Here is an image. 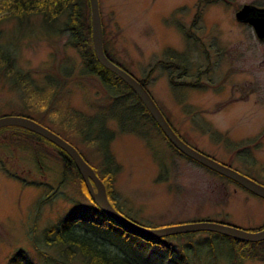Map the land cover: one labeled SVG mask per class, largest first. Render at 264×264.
<instances>
[{
    "label": "rangeland",
    "instance_id": "1",
    "mask_svg": "<svg viewBox=\"0 0 264 264\" xmlns=\"http://www.w3.org/2000/svg\"><path fill=\"white\" fill-rule=\"evenodd\" d=\"M243 3L264 6V0H99V7L105 47L129 72L145 78L178 134L264 184V38L251 24L235 18ZM26 23L0 15V45L12 61L10 69L0 64V115L24 113L41 120L99 169H104L100 162L106 156L101 145L109 140L119 165L112 198L118 209L144 224L211 219L254 229L264 223L263 197L181 154L155 127L149 132L140 129L146 139L137 131L120 130L116 117H108L105 126L102 115L107 108L121 121L133 110L112 96L97 75L83 73L66 31L46 30L40 15ZM169 49L185 55V71L160 62ZM171 76L184 84L171 83ZM25 77L32 82L25 83ZM64 93L68 96L62 103ZM75 114L99 115L90 133ZM10 131L0 134L1 142L8 141L2 135ZM48 159L56 168L58 159ZM34 167L26 149L13 142L0 145V264L21 249L36 264L46 263L44 254L55 252L43 241L42 231L76 210L71 198L88 201L75 177L48 198L47 188L57 186L59 169ZM10 170L41 184H24L10 176ZM210 231L190 236L194 251L203 254L198 261L212 264L211 259L218 258L215 264H230L226 256L231 242L221 232ZM127 242L157 253L136 239ZM255 254L239 264H264ZM47 263L54 262L48 258Z\"/></svg>",
    "mask_w": 264,
    "mask_h": 264
},
{
    "label": "trees",
    "instance_id": "2",
    "mask_svg": "<svg viewBox=\"0 0 264 264\" xmlns=\"http://www.w3.org/2000/svg\"><path fill=\"white\" fill-rule=\"evenodd\" d=\"M0 15L14 17L21 24L29 22L32 15H40L42 24L46 30H57L59 27L67 32V42L77 50L82 60L81 69L83 73L97 75L112 91V96L116 99L119 98L121 104L129 106L133 110L121 121V118L119 119L117 115L111 113L109 110L110 108H107V113L102 115L104 116L103 121L105 126L106 119L112 116L119 120L120 130L124 128L137 131L141 133V136L146 137V139L148 138L147 133L140 131L141 128L149 132L155 127L163 134L144 103L131 87L120 76L97 60L92 45L89 0H0ZM104 49L106 54L113 61L127 69L124 64L114 59L105 45ZM166 54L167 59L160 60L164 67L168 68L170 65H174L180 67L182 71L186 70L187 64L184 54L171 51L170 49ZM9 55L10 54L0 45V64H4L10 69L12 61L11 55ZM182 71L180 73H182ZM139 80L146 86L145 78H139ZM30 81L28 77H25V83H30ZM171 83L176 85L184 84L182 81L173 79V76H171ZM58 85L59 83L56 81L53 83L54 87ZM67 96V93L61 96L62 103L64 101L63 99L67 98ZM57 99L59 100V98ZM111 104L112 102H110V105ZM75 116H77L79 120L81 119L80 121L84 123V128H87L85 131L89 133L91 132L90 128L97 121V117H99V115H97V117H84V115L81 114H75ZM34 119L43 123L37 118ZM125 124L126 126H124ZM46 126L59 133V131L55 130L52 126ZM7 129H11V131L8 135L3 134L2 137H5L8 141H0V145L13 142L19 148L26 149L30 152L33 165L35 164L34 168H37L39 171L43 169H59L57 186L52 190L47 188V191L49 190L47 193L48 198L58 194L61 185L72 177H75L79 181L80 188L88 200L86 202H79L71 198L69 201L71 204H74V206H77L76 210L73 213L68 212L64 214L59 220L46 226L42 231L43 241L47 247L52 248L55 252V255L45 253V261L48 262V258H50L51 261L54 262L53 264H73L76 260L81 264H194L193 259L195 258L197 264H201L198 260L203 254L199 255L194 251L195 239L190 237L193 233H196V231L165 235H137L125 230L100 208L96 198L89 192L76 164L68 152L45 136L27 127L17 124L2 125L0 126V134L5 130L7 131ZM110 134L113 136L112 131H110ZM163 136L167 139L164 134ZM168 142L170 143L169 140ZM101 146L106 149V156L105 158L103 157L100 162L104 169H99L98 165H92L96 173L105 183L109 200L113 206L118 209V205L112 198L111 191L112 181L119 165L110 151L109 140ZM174 148L178 150L176 147ZM52 150H55L56 155L52 153ZM78 150L86 160H89L80 149ZM180 153L183 154L182 152ZM50 156L58 159L59 162L56 168H54V165L49 164L48 158ZM185 156L193 160L189 156ZM90 163L92 162L90 161ZM8 173L24 184L35 186L41 184L39 180L26 179L17 172L10 170ZM47 197L41 202L47 200ZM126 215L129 216L128 214ZM132 219L142 223L135 218ZM222 235L227 241L229 240L232 245L230 254L226 256L230 264H239V262L249 256L250 253L255 254L254 252H257L255 255H260L264 261V250H260L259 248V246L262 245V248L264 247V240L252 242L226 233H222ZM129 238L140 241L145 246V249L153 247L154 250L152 249V251H156L157 253H152L150 251L151 248H149V251L136 249L134 245L131 246L127 242ZM189 252H192L194 256H191ZM217 260L218 258H212V264H215ZM47 262L42 264H49ZM6 264H36V262L29 254L21 249L13 252ZM206 264H209L208 261Z\"/></svg>",
    "mask_w": 264,
    "mask_h": 264
},
{
    "label": "water",
    "instance_id": "3",
    "mask_svg": "<svg viewBox=\"0 0 264 264\" xmlns=\"http://www.w3.org/2000/svg\"><path fill=\"white\" fill-rule=\"evenodd\" d=\"M89 1L92 45L97 60L120 76L131 87L144 103L170 143L180 152L194 159L198 163L236 181L252 193L264 198L263 183L239 171L231 165L215 159L184 140L169 122L146 86L136 76L113 61L106 54L103 44V26L99 0ZM235 17L237 20L249 22L256 35L259 38H264V6L244 3L235 11ZM8 124H17L36 131L68 152L76 164L89 192L96 198L100 208L110 216L115 223L131 233L137 235H165L198 230H211L230 234L234 237L248 241H257L264 238V227L257 230H251L235 224L211 219L191 220L161 226H148L139 223L113 206L109 200L103 180L96 173L94 167L84 158L78 148L66 138L33 117L24 114L9 113L0 115V126Z\"/></svg>",
    "mask_w": 264,
    "mask_h": 264
},
{
    "label": "flooded vegetation",
    "instance_id": "4",
    "mask_svg": "<svg viewBox=\"0 0 264 264\" xmlns=\"http://www.w3.org/2000/svg\"><path fill=\"white\" fill-rule=\"evenodd\" d=\"M243 4H244V3H243ZM243 4H242V5H243ZM250 4H251V3H250ZM242 5H241V6H242ZM241 6H240V7H241ZM240 7H239V8H240ZM235 18H236V17H235ZM239 21H241V20H239ZM241 22H247V21H241ZM247 23H249V22H247ZM249 24H250V23H249ZM247 175H248V174H247ZM249 176H250V175H249ZM250 177H251V176H250ZM252 178H253V177H252ZM254 179H255V178H254ZM238 184H239V183H238ZM239 185H240V184H239ZM262 227H264V223H263L262 225L258 226L257 228H254V229H251V230H257V229L262 228ZM261 240H264V238L261 239ZM257 241H260V240H257ZM257 241H252V242H257Z\"/></svg>",
    "mask_w": 264,
    "mask_h": 264
}]
</instances>
